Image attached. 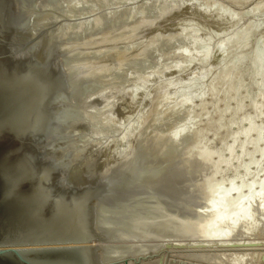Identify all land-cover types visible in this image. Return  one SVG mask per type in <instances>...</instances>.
I'll use <instances>...</instances> for the list:
<instances>
[{"label":"rangeland","instance_id":"obj_1","mask_svg":"<svg viewBox=\"0 0 264 264\" xmlns=\"http://www.w3.org/2000/svg\"><path fill=\"white\" fill-rule=\"evenodd\" d=\"M214 5L222 7L225 12L222 13L234 22L229 20L232 25L228 24L224 34L215 33L225 17L220 13L221 20L214 24V17H210L214 16ZM198 13L204 15H201L203 20ZM45 14L51 26L66 39L81 68L85 95L94 120L90 139L95 153L107 160L128 161L137 168L136 198L131 216L122 233L107 242V246L124 252L117 264H234V261L237 264H264V210H261L264 184L259 198L252 201L251 221L234 230L230 237L224 235L230 229L229 225L217 227L221 235L213 234L216 219L212 218L217 213L205 192L207 184H212L210 179L219 181L220 176L231 177L237 170L240 174L247 169L240 180L243 183L256 182L264 176V143H255L254 133L249 132L246 121L253 116V124L261 128L264 139V74L261 77L250 74L254 58L247 56L242 62L235 60L244 52L251 53L258 42L263 47L264 57V0H47ZM180 18L184 19L180 21ZM185 18L190 21L195 18L193 22L198 24L195 26L201 24L206 28L203 29L206 34L201 35L200 26L196 29L198 32L194 31L193 22L188 20L187 23ZM254 25L258 27L251 39L241 47V42H235L237 36ZM199 32L201 36L197 34ZM212 35L215 37L211 38ZM231 41L233 47H230ZM218 45L221 47L218 50L223 49V52L216 54ZM202 46L206 49L198 52ZM186 55L191 58L187 56L188 60ZM191 59L193 62L190 63ZM185 60L189 63L185 64ZM227 71L233 77L230 76L229 84L224 85L222 79ZM232 82L238 84L236 89L232 90V86L230 89ZM250 98L257 102L256 110L251 106ZM237 100L244 102L238 111ZM222 113L226 116L223 121L219 118ZM216 121L221 125H215ZM230 121L234 123H231L229 135L236 136L233 151L235 154L240 152L242 159L237 156L239 154L228 155L237 156L232 159L241 160V165L239 161L228 160L231 156L227 155L228 163L221 165L226 166V172L220 175L213 169V162H199V152L206 146L213 160L214 155L223 157L222 146L231 143L232 138L227 136L222 125L224 127ZM244 129L248 139L240 133ZM249 139L254 142L250 143ZM240 143L247 145L244 153L238 147ZM256 148L263 152L259 155L260 151L254 152ZM139 159L141 162L138 163ZM255 186L258 188L259 185L256 183ZM209 214L213 216L210 217L212 220ZM203 220L212 231L204 227ZM199 222L204 225L200 227ZM197 229L204 233L199 235ZM205 231H211L213 235L210 237L206 232L207 236ZM126 255L132 260L123 263ZM140 257L144 258L135 263L133 259Z\"/></svg>","mask_w":264,"mask_h":264},{"label":"water","instance_id":"obj_2","mask_svg":"<svg viewBox=\"0 0 264 264\" xmlns=\"http://www.w3.org/2000/svg\"><path fill=\"white\" fill-rule=\"evenodd\" d=\"M45 1L0 0V264H117L106 241L135 170L94 152L80 67Z\"/></svg>","mask_w":264,"mask_h":264},{"label":"bare ground","instance_id":"obj_3","mask_svg":"<svg viewBox=\"0 0 264 264\" xmlns=\"http://www.w3.org/2000/svg\"><path fill=\"white\" fill-rule=\"evenodd\" d=\"M46 2H47V0L45 1V3H44V13H45V4H46ZM185 5V4H184ZM183 6V5H182ZM188 6V5H187ZM261 6V5H260ZM263 6V5H262ZM261 6V7H262ZM220 7V6H219ZM219 7H217V6H215L214 5V10H213V12L214 13H212V14H214V16H210V17H214V19L212 20V21H214V24H217L216 22L217 21H219V19H220V13H222L223 12V8L221 7V8H219ZM261 7H258V8H261ZM257 8V9H258ZM213 9V8H212ZM211 9V10H212ZM171 10V9H170ZM260 10V9H259ZM199 11V10H198ZM227 11V10H226ZM183 12V11H182ZM223 13H225V12H223ZM222 13V14H223ZM227 13V12H226ZM211 14V15H212ZM227 14H229V13H227ZM230 14H231V12H230ZM229 14V15H230ZM198 16H199V13L197 14ZM197 15H196V17H197ZM201 15L202 14H200V18H201ZM224 15V16H223ZM222 16L223 17H225L226 18V21H227V19L228 18H230V16H228V15H226V14H223ZM45 16H46V14H45ZM183 16L185 17V16H187V13L184 15L183 14ZM189 16L191 17L192 16V14L190 15L189 14ZM188 16V17H189ZM195 15L193 14V17H194ZM204 15H202V17H203ZM226 16H228V17H226ZM198 17V18H199ZM223 17H221V18H223ZM47 18V17H46ZM197 18V19H198ZM205 18V17H204ZM211 18V19H212ZM224 18V19H225ZM182 19H184V18H180V21H182ZM186 19V18H185ZM191 19H194V20H189L190 21V23L191 22H195V18H191ZM202 20H203V18H201ZM223 19V20H224ZM50 20V19H49ZM48 20V21H49ZM187 19H186V22L188 21ZM221 20V19H220ZM223 20H221L222 22H221V25H219V26H221L220 28H219V30L217 29L219 26H217V28H215L216 27V25H214L215 27V29H217L216 30V32L215 33H217V31H219L218 32V34H220V33H222L223 31H225V29L227 28V26H228V24H229V26H230V24L233 22L232 20H230V19H228V23L225 21H223ZM229 20H230V22H229ZM199 21V23H200V20H198ZM208 21V20H207ZM194 22H193V24H194ZM206 22V21H205ZM50 23V22H49ZM187 23H189V22H187ZM202 23H203V21H202ZM208 23V22H207ZM209 23L210 24H212L213 22H210V19H209ZM208 23V24H209ZM234 23V22H233ZM165 24V23H164ZM196 24H197V21H196ZM196 24H194V26L196 25ZM204 25H205V23H203ZM208 24H206V26L208 25ZM209 24V25H210ZM51 25V24H50ZM186 25H188V24H186ZM198 25V24H197ZM209 25L207 26V27H209ZM213 25V24H212ZM212 25H211V27H212ZM232 25V24H231ZM192 26V25H191ZM191 26H190V28H191ZM194 26H193V28L192 29H194ZM199 26H200V28H202L203 26L201 25V24H199ZM198 26V27H199ZM202 26V27H201ZM197 26H195V30L194 31H197L198 32V30L200 29H198V27L196 28ZM205 27V26H204ZM249 27H251V28H249ZM258 27V25H254V26H248V29H246L247 31L245 32L244 30V33L243 34H239V36H237L238 38L236 39V43H238L239 42V44H240V42H241V47L243 46V45H247V43H248V41H249V39H251V36H252V34L255 32V30H256V28ZM184 28H186L185 30L186 31H189V29L187 30V28H188V26L186 27H184ZM247 28V27H246ZM196 29H198V30H196ZM203 29H206V28H202L200 31L202 32V34L201 35H203V33L204 34H206L205 32H203ZM208 29H210V28H208ZM212 29H213V27H212ZM212 29H211V31H212ZM214 29V30H215ZM192 31V30H191ZM211 31H210V33H211ZM242 31V32H243ZM207 32L209 33V30H207ZM235 32V31H234ZM209 33V34H210ZM214 32H213V34H215ZM197 34H199V36H201L200 35V32L199 33H197ZM208 34V35H209ZM212 34V33H211ZM210 34V35H211ZM222 34H224V33H222ZM63 35V34H62ZM195 35V34H194ZM205 36V35H204ZM217 36V35H216ZM212 37H215V35L213 36H211V38ZM65 38H66V36H65ZM198 38V37H197ZM236 38V37H235ZM63 39H64V37H63ZM68 39V38H67ZM66 40V39H65ZM68 41V40H67ZM70 41V40H69ZM233 41V40H232ZM232 41H231V44H230V47L232 46ZM206 42V41H205ZM67 43V42H66ZM225 44H226V42H224ZM225 44L223 45L222 44V46L224 47L225 46ZM238 44V45H239ZM206 45V44H205ZM221 45V44H220ZM234 46V45H233ZM232 46V47H233ZM70 47V46H69ZM204 46H202V47H199V48H202V49H198V52H200V51H203L204 52V50L206 49V47L205 48H203ZM229 47V48H230ZM246 47V46H245ZM221 48V47H220ZM219 48V45H218V48H217V50L218 49H220ZM225 48V47H224ZM228 48V47H227ZM262 46H261V44L258 42L257 43V45H256V47L253 49V51L250 53V52H242L243 54H241V52L239 53V54H241L237 59H235V60H237V62H240L241 60H243L245 57H247V56H249V57H251V58H254V62L253 61H251V62H253V64L251 65V68H250V74H252V75H254V74H256V76L258 75V76H260V75H263L264 74V57L262 56ZM240 49V48H239ZM247 50H248V48H246ZM72 50V49H71ZM207 50H208V48H207ZM216 50V51H217ZM223 50V49H222ZM221 50V52H223ZM230 50V49H229ZM216 51H215V53H216ZM73 52V51H72ZM191 52H193V51H191ZM219 50H218V52L216 53V54H218V53H221ZM238 53V52H237ZM75 55V54H74ZM182 55V54H181ZM221 55V54H220ZM188 55H186V57H187ZM207 56V55H206ZM237 56V55H236ZM76 57V56H75ZM189 57V59L191 58L190 57V55L188 56ZM188 57H187V59H188ZM194 57V56H193ZM196 58V57H195ZM188 59V60H189ZM76 60H77V58H76ZM188 60H185V64H186V62H188ZM215 60V59H214ZM235 60H233V61H235ZM191 61H192V59L190 60V63H191ZM228 61V60H227ZM245 61H246V59H245ZM78 62V61H77ZM193 62V61H192ZM225 62V61H224ZM242 62V61H241ZM189 63V62H188ZM223 63V62H222ZM236 63V62H235ZM233 64H234V62H233ZM232 64V65H233ZM78 65H79V63H78ZM184 65V64H183ZM188 65H190V64H187L186 66H188ZM223 65V64H222ZM221 65V66H222ZM80 67V66H79ZM180 67V66H179ZM182 68H184V66H181ZM235 67H237V66H235ZM187 69V68H186ZM228 69H229V67H228ZM231 69V68H230ZM234 69V68H233ZM243 70V69H242ZM223 71H225V70H223ZM241 70L239 69V72H240ZM245 71V70H244ZM237 72V71H236ZM236 72H234V73H236ZM80 73H81V68H80ZM235 75V74H234ZM238 75V74H237ZM230 76H232L231 75V73L229 72V71H227V73H226V76L222 79V81H223V83H224V85H225V83H228L230 80H229V77ZM236 76V75H235ZM233 77V76H232ZM261 77V76H260ZM191 78V77H190ZM197 78V77H196ZM81 79H82V74H81ZM241 79V78H240ZM229 80V81H228ZM175 81V80H174ZM195 82V81H194ZM236 82V81H235ZM173 83V82H172ZM174 83H176V82H174ZM173 83V84H174ZM87 84V83H86ZM171 85V86H173V87H175L176 85ZM187 84V83H186ZM229 84V83H228ZM220 85V84H219ZM237 83H233L232 82V84L230 83V89H231V86L233 87L232 88V90L233 89H236L237 88ZM82 86H83V80H82ZM188 86V85H187ZM248 86V85H247ZM262 86V85H261ZM87 87H89V86H87ZM190 87V86H189ZM169 88H171V87H169ZM168 88V89H169ZM184 88V87H183ZM188 89H191V88H188ZM83 90H84V87H83ZM172 91L174 90L173 88L171 89ZM187 90V89H186ZM160 91V90H159ZM185 91V90H184ZM184 91H183V93H184ZM189 91V90H188ZM227 91H228V85H227ZM236 91V90H235ZM171 92V91H170ZM181 92V91H180ZM187 92V91H186ZM205 92V91H204ZM219 92V91H218ZM217 92V93H218ZM231 92V91H230ZM262 92V91H261ZM172 93V92H171ZM217 93H215V94H217ZM227 93V92H226ZM84 94H85V91H84ZM133 94H135V91L133 92ZM233 94V93H232ZM154 95V94H153ZM188 95V94H187ZM137 94H135L134 95V97H136L137 98ZM261 96H263V94L261 95ZM260 96V97H261ZM85 97H86V95H85ZM133 97V96H132ZM152 97V96H151ZM150 97V98H151ZM245 97V96H244ZM191 98H193V97H191ZM238 98H239V96H238ZM256 98H257V96H256ZM263 98V97H262ZM149 99V98H148ZM147 99V100H148ZM185 99V98H184ZM251 100L250 101H252V105L251 106H256L257 104H255V103H257V102H255L254 103V100H253V98H250ZM138 99H136V101H137ZM146 100V101H147ZM150 100V99H149ZM148 100V101H149ZM187 100H188V97H187ZM235 100V99H234ZM86 101H87V98H86ZM243 101V100H242ZM257 101V100H256ZM229 102V101H228ZM236 102H238V100L236 101ZM87 104H88V102H87ZM241 104H244V102H238V104L236 105L237 107H238V109H237V111L238 110H241ZM88 108H89V105H88ZM244 108V107H243ZM90 110V109H89ZM252 110V109H251ZM255 110H256V107H255ZM254 110V111H255ZM229 111H231V110H229ZM236 111V110H235ZM244 111V110H243ZM259 111V110H258ZM234 112V111H233ZM240 112V111H239ZM90 113H91V111H90ZM234 113H236V112H234ZM257 113V112H256ZM221 115V114H220ZM219 115V118H221V120H222V118H223V116H225V115H223V113H222V116H220ZM234 115V114H233ZM256 115H258V114H256ZM91 116H92V114H91ZM245 116V115H244ZM261 116H262V113H261ZM226 117V116H225ZM233 117V116H232ZM258 117V116H257ZM92 119H93V117H92ZM231 120H232V118H230ZM202 120V119H201ZM220 120V119H219ZM223 121V120H222ZM234 121V120H233ZM233 121H230V122H228V124H224L225 126L223 127V125H222V128H224L225 129V131L226 132H228L227 133V136L229 135V129H231L230 128V126H231V123H234ZM240 121V120H239ZM239 121H238V125H239ZM245 121V120H244ZM247 126H249V132L250 133H254L253 134V136H255L254 137V139H255V143H260V142H263L264 143V139H263V133L261 132V128L260 127H257V126H255L254 124H253V116L252 117H248L247 118ZM227 122V121H226ZM216 124L215 125H219L221 122H215ZM218 123V124H217ZM93 124H94V120H93V123H92V127H91V130H92V128H93ZM236 124V123H235ZM234 124V125H235ZM214 125V127L216 128L217 126H215ZM221 125V124H220ZM233 125V126H234ZM237 125V126H238ZM242 126V125H241ZM214 127H213V130H214ZM221 126H219L218 127V129L220 128ZM235 128V127H234ZM233 128V129H234ZM263 129V128H262ZM232 130V129H231ZM246 132H247V130H246ZM246 132H245V129L242 131V132H240V133H242V134H245L246 135ZM217 133V132H216ZM262 133V134H261ZM226 134V133H225ZM229 136H231V143H227V145L225 144V146H222V151L224 152V155H223V157H221V156H216V155H214L215 157V159L213 160V156H212V153L211 152H209L207 149L208 148H206V146H205V148H201V150H200V158L198 159V160H200L199 162L200 163H203V164H211L212 162H213V164L214 165H212V167H214L213 169H215V172L217 173V174H220V175H222V173H225L226 172V170H225V168H226V166L225 167H223V166H221L222 164H223V162H227V160H226V156L228 155V154H232V155H236V154H239V155H237V156H239V159H242L241 157L242 156H240V150H238V152L239 153H234V151H233V149H235V141H236V136L234 135V134H231V135H229ZM244 136V135H243ZM244 138H245V136H244ZM246 138H247V135H246ZM249 138V137H248ZM247 138V139H248ZM225 139V138H224ZM251 139H253V138H251ZM250 140V139H249ZM249 140H247V142L249 141ZM230 140H228V142H229ZM244 140H242L241 141V143L243 142ZM246 142V141H245ZM247 142H246V144H247ZM250 143H252V142H254V140H250L249 141ZM134 143V142H133ZM224 143V142H223ZM240 143V145L238 146L239 147V149H241V151L244 153L246 150H245V147L247 146H245V144H241ZM249 143V144H250ZM262 143V144H263ZM91 144H92V142H91ZM238 144V143H237ZM222 145V144H221ZM220 145V146H221ZM253 145H254V143H253ZM253 145H251L252 147H253ZM258 146V145H257ZM260 146H261V144H260ZM263 146V145H262ZM92 147H93V145H92ZM135 147V146H134ZM208 147V146H207ZM264 147V146H263ZM263 147H262V149H260V150H263ZM254 148V147H253ZM257 150V148H256V151H254V152H258V151H260V150ZM93 150H94V148H93ZM237 150V149H236ZM252 150H255V149H252ZM161 151V150H160ZM221 151V152H222ZM264 151V150H263ZM262 151V152H263ZM95 152V151H94ZM216 152H217V150H216ZM253 152V153H254ZM261 151L259 152V155L262 153ZM157 153V152H156ZM167 153V152H166ZM234 153V154H233ZM160 154V153H159ZM216 154V153H215ZM250 154V156H251V154H252V151H251V153H249ZM97 155V154H96ZM156 155V154H155ZM161 155H163L162 153H161ZM165 155V154H164ZM168 155H171V154H168ZM199 155V154H198ZM221 155H222V153H221ZM243 155H245V154H243ZM167 156V155H166ZM231 155H228V157H230ZM236 156V157H237ZM256 156V155H255ZM262 156V155H261ZM105 157H107V155L105 156ZM137 157V156H136ZM136 157H134V158H136ZM169 157V156H168ZM226 157V158H225ZM232 157L233 158H236V157H234V156H231L230 157V159H228V160H231L232 159ZM264 157V156H263ZM133 158V159H134ZM138 158H140V157H138ZM163 158H166V157H164L163 156ZM172 158V157H171ZM109 159V158H108ZM141 159H142V157H141ZM245 159V158H244ZM132 160V159H131ZM138 160V159H137ZM140 160V159H139ZM225 160V161H224ZM233 160V159H232ZM250 160V159H249ZM146 161V160H145ZM233 161H235V163H237L239 160L238 159H235V160H233ZM237 161V162H236ZM241 161V160H240ZM239 161V162H240ZM137 162V161H136ZM139 162H141V160L140 161H138V163ZM148 162V161H147ZM238 162V163H239ZM248 162V164H249V162L250 161H247ZM247 162L246 163H244V164H246V165H248L247 164ZM228 163V162H227ZM226 163V164H227ZM229 163H231V162H229ZM141 164V163H140ZM145 164H147V163H145ZM142 165V164H141ZM229 164H227V166H228ZM240 165H241V162H240ZM250 165V164H249ZM243 166V165H242ZM134 167V166H133ZM223 167V168H222ZM229 168H230V165L228 166ZM245 167V166H244ZM243 167V168H244ZM248 167V166H247ZM250 167V166H249ZM251 168V167H250ZM135 169H137V168H134V170ZM222 169H224V170H222ZM240 169H242V167H240ZM245 169V168H244ZM260 169V167L258 168V170ZM257 170V171H258ZM140 171V170H139ZM227 171H228V169H227ZM231 171V170H230ZM229 171V172H230ZM245 170H242V172H243V174H242V172L239 174V173H237L238 172V170L237 171H235V174L237 173V174H239V175H235V174H233V176H232V174H231V172H230V176L231 177H228V178H223V176L221 177L220 176V179H219V181H217V178L215 179V178H213V179H215L216 181H217V183H214L213 181H215V180H213V179H210V182H212V184H210V182H208V181H206V183L208 182L210 185H208L207 184V187H205V185H204V187L205 188H207L206 189V193H207V197H208V199H209V201H210V203H211V207L213 208V210H215L216 211V213H217V215H213L211 212H213V211H211L210 213L214 216H212L211 214H209L210 216H208L209 218L212 216L213 218L212 219H216V224H213V226H215L213 229L211 228H209L211 231L213 230L214 231V233L213 234H217V235H221L222 233H220V232H218V230H217V227H219L220 225H221V227L222 226H226V225H229L230 226V229L226 232V233H224V235L225 236H228V237H230L231 236V234H232V232L234 231V230H236L238 227H240V226H242V224H244V223H248L249 224V222L251 221V212H252V209H253V207H252V201H254V199H257V198H259V196L261 195V193H262V185L264 184V176L260 179V180H258V181H251V182H248V183H243V181L241 182L240 180H241V178H242V176L247 172V169H246V171L244 172ZM249 171V170H248ZM255 171V170H254ZM264 171V170H263ZM263 171H262V173H263ZM152 172V171H151ZM159 172V171H158ZM136 171H135V177H134V186H135V180H136ZM142 173V172H141ZM233 173V172H232ZM165 174V173H164ZM213 174H215V173H213ZM141 175V174H140ZM154 175V174H153ZM225 175V174H224ZM254 175V174H253ZM138 176V175H137ZM141 176H143V175H141ZM140 176V177H141ZM247 176V175H246ZM250 176H251V174H250ZM249 176V177H250ZM260 176V175H259ZM154 177H156V179H157V176H154ZM244 178V177H243ZM139 179V178H138ZM249 179V178H248ZM144 180H145V178H144ZM244 180V179H243ZM246 180H247V178H246ZM149 182V181H148ZM214 183V184H213ZM258 184L259 186H258V188L255 186V184ZM138 189V188H137ZM203 190V189H202ZM204 191V190H203ZM149 192H151V191H149ZM153 192V191H152ZM154 193H155V191H154ZM145 194H147V192L145 193ZM141 195V194H140ZM143 195V194H142ZM263 195V194H262ZM147 197V196H146ZM135 198H136V187H135V197H134V202H133V206H132V209H131V211H130V214H129V216H128V219H127V222H126V224H125V226H124V228L121 230V232H119L118 234H115V235H112L111 237H109L108 239H107V241H106V245H107V242H108V240L110 239V238H112L113 236H116V235H119L120 233H122V231L125 229V227H126V225H127V223H128V220H129V217L131 216V212H132V210H133V208H134V203H135ZM148 198V197H147ZM155 198V197H154ZM157 198V197H156ZM151 199V198H150ZM152 200V199H151ZM148 202H150V201H148ZM156 202V201H155ZM147 203V202H146ZM165 203V202H164ZM142 206V205H141ZM140 206V209L143 207H141ZM138 207V206H137ZM159 207V206H158ZM152 208H154V206L152 207ZM162 208V207H161ZM147 209V208H146ZM211 209V208H210ZM145 210V209H144ZM160 210H162V209H160ZM159 210V211H160ZM212 210V209H211ZM261 210H264V203L261 205ZM138 211H141V210H139L138 209ZM256 212V211H255ZM136 213H137V211H136ZM140 213V212H139ZM156 213V212H155ZM154 213V214H155ZM161 213V212H160ZM159 213V214H160ZM215 213V212H214ZM158 214V215H159ZM163 214V213H162ZM164 215V214H163ZM171 216V215H170ZM217 218H216V217ZM158 217V216H157ZM162 217V216H161ZM168 218V217H167ZM209 218H205V220H207V219H209ZM162 219V218H161ZM160 219V220H161ZM211 219V218H210ZM211 219V220H212ZM152 220H154V219H152ZM158 220V219H157ZM157 220H155V222L157 221ZM159 220V221H160ZM168 220H169V218H168ZM171 220V219H170ZM205 220H203L204 222H205ZM173 221V220H172ZM171 221V222H172ZM208 221V220H207ZM210 221V220H209ZM208 221V222H209ZM214 221V220H213ZM154 222V221H153ZM168 222V221H167ZM175 222V221H174ZM179 222V221H178ZM204 222H199L200 224H201V226L200 227H202V224L204 225ZM207 222V223H208ZM144 223V222H143ZM163 223V222H162ZM162 223H160V224H162ZM165 223V222H164ZM168 223H170V222H168ZM180 223V222H179ZM206 223V222H205ZM206 223V226H204V227H207V230H209L208 229V227H210V225L208 226V224ZM210 223H212V221L210 222ZM209 223V224H210ZM215 223V222H214ZM166 224V223H165ZM172 224H173V222H172ZM199 224V225H200ZM180 225V224H179ZM198 225V226H199ZM253 225V224H252ZM149 226V225H148ZM164 226V225H163ZM169 226V225H168ZM181 226V225H180ZM198 226H197V228H198ZM251 226V225H250ZM160 227V226H159ZM158 227V228H159ZM161 227H162V225H161ZM166 227H167V225H166ZM170 227V226H169ZM169 227H168V229H169ZM173 225H172V229H173ZM200 227H199V229H200ZM221 227H220V229H221ZM172 229H170V230H172ZM196 229V228H195ZM199 229H197V231H200ZM202 229H204V228H202ZM139 230V229H138ZM144 230V229H143ZM147 230H149L148 228H147ZM166 230H167V228H166ZM181 230V229H180ZM206 230V229H205ZM169 231V230H168ZM178 231V230H177ZM208 232V231H205V234H206V232H207V234H209V236L211 237L213 234H211L212 232ZM146 232V231H145ZM144 232V233H145ZM201 232H203L204 233V231H200V232H198L199 233V235L201 234ZM197 233V234H198ZM219 233V234H218ZM206 234V235H207ZM211 234V235H210ZM202 235V234H201ZM204 235V234H203ZM205 235V236H206ZM214 235V236H215ZM216 235V236H217ZM208 236V235H207ZM213 236V237H214ZM215 236V237H216ZM214 237V238H215ZM123 251V250H122ZM123 256H124V252H123ZM122 256V257H123ZM238 259V258H237ZM236 260V259H235ZM241 262H243V261H241ZM239 263V262H238ZM234 264H237V261L235 262L234 261Z\"/></svg>","mask_w":264,"mask_h":264}]
</instances>
